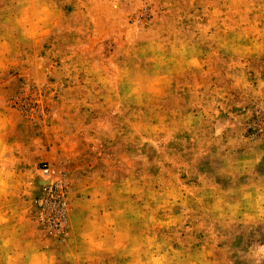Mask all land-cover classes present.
<instances>
[{
    "label": "rangeland",
    "instance_id": "obj_1",
    "mask_svg": "<svg viewBox=\"0 0 264 264\" xmlns=\"http://www.w3.org/2000/svg\"><path fill=\"white\" fill-rule=\"evenodd\" d=\"M0 264H264V0H0Z\"/></svg>",
    "mask_w": 264,
    "mask_h": 264
},
{
    "label": "built area",
    "instance_id": "obj_2",
    "mask_svg": "<svg viewBox=\"0 0 264 264\" xmlns=\"http://www.w3.org/2000/svg\"><path fill=\"white\" fill-rule=\"evenodd\" d=\"M48 168H43V174L48 177ZM66 186L61 182L47 179L41 194L35 199L41 218L49 221L57 230H61L65 220Z\"/></svg>",
    "mask_w": 264,
    "mask_h": 264
},
{
    "label": "clouds",
    "instance_id": "obj_3",
    "mask_svg": "<svg viewBox=\"0 0 264 264\" xmlns=\"http://www.w3.org/2000/svg\"><path fill=\"white\" fill-rule=\"evenodd\" d=\"M28 7H29V9H32L35 6L30 4ZM46 13H47V8L46 7H42L41 11L38 12L37 15L41 18V20H44V19H47ZM39 34L42 35L43 32H40ZM134 91H135V89H134Z\"/></svg>",
    "mask_w": 264,
    "mask_h": 264
}]
</instances>
